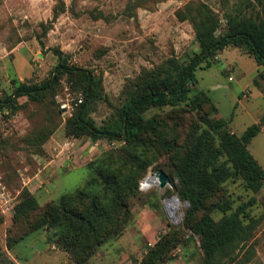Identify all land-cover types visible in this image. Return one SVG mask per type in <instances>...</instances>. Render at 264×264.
<instances>
[{"label":"rangeland","instance_id":"374dc122","mask_svg":"<svg viewBox=\"0 0 264 264\" xmlns=\"http://www.w3.org/2000/svg\"><path fill=\"white\" fill-rule=\"evenodd\" d=\"M190 1L198 0H0V100L12 95L21 83L43 85L58 65L77 67L100 83L98 98L89 103V115L98 127L104 126L116 118L138 82L174 63L186 66L201 52L193 24L177 18V11ZM200 1L219 15L218 34L228 14L256 13L255 0ZM211 60V67L205 68L204 61L197 68L191 95L209 97L212 103L205 107L209 119L226 120L225 129L231 134L241 136L253 124L261 125L248 148L264 170V80L259 77L264 67L232 45ZM84 87L83 77L68 71L41 100L19 98L20 107L10 116H5L9 109H2L6 113L0 116V171L14 201L6 213L0 210V259L9 260L1 264H73L52 226L32 232L14 226L17 206L25 194L36 198L39 207L33 224L48 205L65 196L103 192L102 172L111 173L119 182L129 178L135 195L127 199L130 217L120 235L105 242L85 264H105L106 258L117 264L120 259L125 264H141L149 250L171 232L175 235H171L165 264L176 260L204 264L200 237L185 226L190 203L179 199L174 218L168 217L165 208L166 199L179 198L173 170L188 153L191 126L200 124L199 115L182 117V112L170 106L153 107L144 114L145 119L159 116L173 130L175 121L179 122L170 150L156 149L158 137L149 135L143 144L94 141L88 134L72 136L67 124L85 101ZM135 158H141L139 164ZM144 166L146 170L139 174ZM159 170L168 174L170 183L164 189L158 184L142 189V181ZM216 200L232 202L233 208L252 201L248 216L259 219L260 225L253 239L255 255L248 264H264V189L247 191L241 177L234 176L222 185ZM84 202L82 209L88 203ZM208 210L216 221L222 217L217 208ZM152 220L154 231L142 237ZM140 235L138 255L128 241Z\"/></svg>","mask_w":264,"mask_h":264},{"label":"trees","instance_id":"16d2710c","mask_svg":"<svg viewBox=\"0 0 264 264\" xmlns=\"http://www.w3.org/2000/svg\"><path fill=\"white\" fill-rule=\"evenodd\" d=\"M252 6L251 2L249 7ZM255 6L253 10L256 13L250 15L243 14L242 10L228 14L227 23L218 35L219 15L207 4L200 0L190 1L179 9L177 18L193 24L201 52L186 66L174 63L138 82L135 92L118 110L116 118L102 127H98L89 115V103L98 98L100 83L87 70L63 64L56 67L54 76L43 85L19 84L12 95L0 100V109H9L5 116H10L19 109V98L41 100L42 95L55 88L59 78L69 71L82 76L85 82V101L67 124L68 133L72 136L88 134L94 141L124 140L128 144H143L144 137L149 135L158 137L154 144L156 149L170 150L176 142L174 136L179 122L175 121L173 130L168 122L159 120V116L145 119L144 114L153 107L167 106L176 113L182 112L179 115L182 117L198 114L200 124L193 128L192 123L188 153L173 170L178 180L175 187L179 199L190 203L185 226L200 237L204 264H248L255 255L253 239L260 225L259 219L248 216L247 208L252 201L233 208L232 202L219 204L216 197L222 185L234 176L241 177L247 191L258 193L264 189V170L248 148L261 132V125L253 124L241 136L231 134L225 129L226 120L209 119L205 107L210 106L211 99L201 93L191 95L193 88L190 83L197 84L195 73L202 62H206L205 68L211 67V58L230 45L245 50L264 67V0H255ZM259 77L264 80V71L259 70ZM212 105V110H216ZM262 119L261 123L264 117ZM140 161L141 158H135L136 163ZM144 170L146 166L139 174ZM101 177L103 192L93 196L83 192L65 196L59 203L48 205L39 221L33 224L30 222L37 216L38 201L25 194L17 206L14 226L27 227L29 232L43 225L52 226L60 235L65 250L73 257V264H85L105 242L120 235L130 217L127 199L129 194L135 195L133 188L129 187V178L126 183L119 182L109 172H102ZM84 201L88 203L82 209ZM213 207L222 213L218 221L208 210ZM171 235L175 233L171 232L159 240L141 264H165L173 243ZM11 238L9 235L8 239ZM8 262L4 256L0 259V264Z\"/></svg>","mask_w":264,"mask_h":264},{"label":"built area","instance_id":"2783aa9c","mask_svg":"<svg viewBox=\"0 0 264 264\" xmlns=\"http://www.w3.org/2000/svg\"><path fill=\"white\" fill-rule=\"evenodd\" d=\"M232 80V77L230 78ZM6 113L0 109V116ZM8 113V112H7ZM14 201V194L7 186V183L4 181L1 171H0V210L3 213H6L11 209V204Z\"/></svg>","mask_w":264,"mask_h":264},{"label":"water","instance_id":"95a60500","mask_svg":"<svg viewBox=\"0 0 264 264\" xmlns=\"http://www.w3.org/2000/svg\"><path fill=\"white\" fill-rule=\"evenodd\" d=\"M216 35H218V33H216ZM152 175H154L158 179L157 184L159 185L160 189H164L170 183L168 174L163 170H159L157 173ZM150 176L146 177V180L149 179ZM173 201L179 202V198L177 196H174L165 200V208L169 218H174V208L171 207V202ZM187 204L189 203L187 202Z\"/></svg>","mask_w":264,"mask_h":264},{"label":"crops","instance_id":"0c3cea01","mask_svg":"<svg viewBox=\"0 0 264 264\" xmlns=\"http://www.w3.org/2000/svg\"><path fill=\"white\" fill-rule=\"evenodd\" d=\"M153 222V220L152 221H150L147 225H149V227L147 228L148 230H146V231H142L141 232V234H142V237H143V234H147L148 233V231L149 230H151L152 228H153V231H154V224L152 223ZM153 224V225H152ZM152 232V231H151ZM142 237H141V235H140V237H132V238H130V240L128 241L130 244H131V247L130 248H132V250L134 251V252H136V254H141V248H140V240L142 239ZM120 259V258H119ZM105 264H117V263H115V261L113 260L112 262L108 259V258H106V262H105ZM118 264H125V263H123V260H118ZM168 264H186L185 263V261L184 260H182V262L180 261V260H176V261H174V262H171V263H168Z\"/></svg>","mask_w":264,"mask_h":264},{"label":"bare ground","instance_id":"6f19581e","mask_svg":"<svg viewBox=\"0 0 264 264\" xmlns=\"http://www.w3.org/2000/svg\"><path fill=\"white\" fill-rule=\"evenodd\" d=\"M158 183V179L154 176L151 175L149 177V179L146 180V178L142 181L141 187L142 189H148L149 187L153 186V185H157ZM181 204H179L177 201H173L171 202V207L174 208V210L176 209L177 206H179ZM178 219V218H177Z\"/></svg>","mask_w":264,"mask_h":264}]
</instances>
